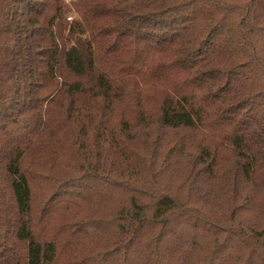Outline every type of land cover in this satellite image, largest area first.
I'll return each mask as SVG.
<instances>
[{
	"label": "trees",
	"instance_id": "1",
	"mask_svg": "<svg viewBox=\"0 0 264 264\" xmlns=\"http://www.w3.org/2000/svg\"><path fill=\"white\" fill-rule=\"evenodd\" d=\"M72 4L0 0V264H264V0Z\"/></svg>",
	"mask_w": 264,
	"mask_h": 264
},
{
	"label": "rangeland",
	"instance_id": "2",
	"mask_svg": "<svg viewBox=\"0 0 264 264\" xmlns=\"http://www.w3.org/2000/svg\"><path fill=\"white\" fill-rule=\"evenodd\" d=\"M65 1H66L67 5H68L69 7H72V5H73L72 3H73L74 0H65ZM69 18H71V21H73L74 19L77 18V16L74 15V14H70V15H69ZM69 18H68V20H69Z\"/></svg>",
	"mask_w": 264,
	"mask_h": 264
},
{
	"label": "built area",
	"instance_id": "3",
	"mask_svg": "<svg viewBox=\"0 0 264 264\" xmlns=\"http://www.w3.org/2000/svg\"><path fill=\"white\" fill-rule=\"evenodd\" d=\"M69 21H71V18H69Z\"/></svg>",
	"mask_w": 264,
	"mask_h": 264
}]
</instances>
